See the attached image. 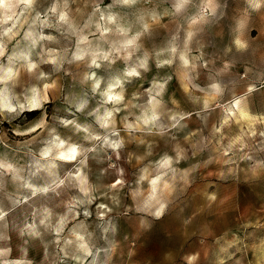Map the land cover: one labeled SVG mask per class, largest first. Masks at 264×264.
<instances>
[{
  "label": "clouds",
  "instance_id": "clouds-1",
  "mask_svg": "<svg viewBox=\"0 0 264 264\" xmlns=\"http://www.w3.org/2000/svg\"><path fill=\"white\" fill-rule=\"evenodd\" d=\"M0 264H264V0H0Z\"/></svg>",
  "mask_w": 264,
  "mask_h": 264
}]
</instances>
